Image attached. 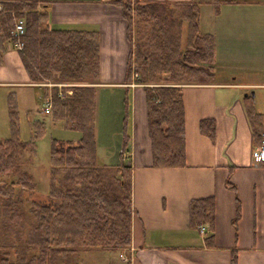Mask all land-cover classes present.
<instances>
[{"label":"crops","instance_id":"1","mask_svg":"<svg viewBox=\"0 0 264 264\" xmlns=\"http://www.w3.org/2000/svg\"><path fill=\"white\" fill-rule=\"evenodd\" d=\"M37 1L47 4L50 27L98 31L100 74L91 85L96 88L99 165L118 164L124 153L119 133L128 97L125 159L132 168L133 214L131 259L125 263L230 264L236 252L237 264H264V163L253 161L264 132V0H194L201 31L214 38L215 74L204 82L179 84L186 164L178 167L153 165L146 89L126 78L133 45L122 7L113 0ZM52 85L60 87L59 92H72L71 83ZM2 86H33L47 92L46 84L30 81L18 49L10 44L0 64ZM103 103L118 124V161L106 162L111 142L101 136V117H107L101 113ZM248 105L258 113L253 121ZM207 118L215 123L213 137L200 127ZM58 121L68 127L65 120ZM206 196L214 197L215 218L212 227L204 223L208 228L202 233L192 226L191 201ZM238 204L240 216L234 223Z\"/></svg>","mask_w":264,"mask_h":264},{"label":"trees","instance_id":"2","mask_svg":"<svg viewBox=\"0 0 264 264\" xmlns=\"http://www.w3.org/2000/svg\"><path fill=\"white\" fill-rule=\"evenodd\" d=\"M113 1L122 7L129 22L133 45L127 82L133 81L136 73L138 83H162L145 86L153 165L183 166L185 121L179 84L214 77V38L201 31L199 5L194 0ZM20 17L24 19L25 34L18 52L31 82H50L56 79V72L60 81L98 82V31L48 26L47 4L37 0H0V64L8 44L16 40L13 31ZM54 88L52 118L65 120L81 136L76 142L52 138L49 193L46 200H33L29 208L35 215L27 233L30 246L14 253L16 257L12 259L10 252L2 251L4 245L0 241V264H77L68 258L78 248L117 251L132 243V168L122 153L118 164L97 163L95 86H75L72 94L63 95L57 86ZM44 95L47 97V92ZM8 101L11 135L0 140V174L11 176L12 180L4 184L3 192L0 187V222L13 212V223L15 214L26 215L19 206L25 201L23 197L36 190V182L33 174L22 167L21 154L29 140L20 136L14 91L9 93ZM125 102L124 150L130 137L127 96ZM248 114L252 121L258 115L251 105ZM200 124L204 134L215 135L212 119H203ZM35 125L39 127L36 136L42 135L44 123L37 121ZM15 185L20 187L18 200L13 199ZM3 203L7 206L3 207ZM239 216L238 204L234 223ZM214 218L213 196L191 201L193 227L200 228L206 222L212 227ZM230 264H237L236 252Z\"/></svg>","mask_w":264,"mask_h":264},{"label":"rangeland","instance_id":"3","mask_svg":"<svg viewBox=\"0 0 264 264\" xmlns=\"http://www.w3.org/2000/svg\"><path fill=\"white\" fill-rule=\"evenodd\" d=\"M20 18H17L16 22ZM133 35L135 39V31L133 32ZM55 77L56 79L50 82H40V84H46L48 96H51L55 92L54 87H56L57 85L52 84L71 83L73 85H70L68 88L72 90V94L75 86H92L91 84L95 83L74 80L60 81L57 79V72L55 73ZM136 77L137 74L134 73L133 81L135 83H138L135 81ZM140 84L145 87L146 85L152 86L159 85L162 83L150 82ZM11 91L15 92L17 110L19 113L20 136L24 140H29L28 145L25 147L23 153L21 154L22 167L23 169L33 174L36 182V190L34 192H31L30 194L28 193L25 197H23L25 201L19 206V208H21L20 210L26 212V215L23 216L17 213L12 218L13 223H10V218L13 216V212H10V214L7 217H3L0 222V241L4 245L2 251L10 252L9 256L14 259L16 257L14 253H21L22 249L26 248L28 245L30 246V240L27 233L31 229V221L35 220V215H32L29 209L31 207V203L33 202V200H46L49 193L52 138L55 137L62 141L72 140L73 142H76L80 137L81 133L78 130L73 129L75 130L73 131L71 128L65 127L61 121L54 120L51 114H45L41 110V108H43L44 99L48 97L44 95V88H38L33 86H2L0 87V140H4L10 137L11 135L8 101L9 93ZM109 109L110 106L107 103L106 105L103 103L101 107V113L105 112L107 117L106 119L101 117V136L102 138H108V141L111 142V145L108 148L110 157L108 156V158H106V162H113L118 161V158H120L119 149L117 148L118 142L115 138L116 132L114 130V128L118 126V124L116 125L114 118L109 117ZM122 114L123 110L119 114L120 117L122 116ZM37 121H41L44 123V132L42 135L38 136H36V132L39 127L35 125V122ZM119 134L121 137L123 136L122 131ZM114 154L115 156L112 157ZM124 154H127L125 150L123 155ZM125 155L124 157H128V155ZM102 159L103 158H99L98 160L101 161ZM11 180V176L0 174V187L2 186V192L4 191V187L6 186L4 184L9 183ZM19 188V185L14 186L13 199L18 200V198H21V195H19L18 193ZM2 206L6 207L7 205L3 203ZM129 250V247H125L117 251H109L100 247L91 249L78 248L76 251L69 255L68 259L71 262L77 264H127L125 263V260H123V258L120 256V253L122 252L125 253L127 256H130ZM127 261L130 262V259Z\"/></svg>","mask_w":264,"mask_h":264},{"label":"built area","instance_id":"4","mask_svg":"<svg viewBox=\"0 0 264 264\" xmlns=\"http://www.w3.org/2000/svg\"><path fill=\"white\" fill-rule=\"evenodd\" d=\"M13 33L16 35V40H14L12 43H10L11 47H13L15 49L22 48L23 45H24L23 40H22V36L25 34V23H24V19L23 18H20V19L17 20ZM57 84L62 85L63 83H57ZM70 93L71 92H66V94H70ZM59 94L63 95L65 93L59 92ZM43 111L45 113H47V114L52 112V99H51V96H48L46 99H44V101H43ZM253 161H254V163L256 165H258L260 163H264V132L262 133L261 143L259 144V146L257 148V151L255 152V154L253 156ZM207 228H208V225L204 224V225H202L200 227V230H201L202 233H205ZM120 256L126 261L131 259L130 256H127L125 253H122V252L120 253Z\"/></svg>","mask_w":264,"mask_h":264}]
</instances>
